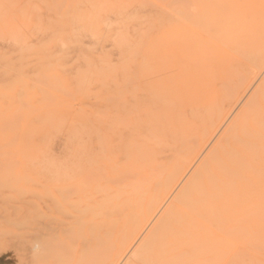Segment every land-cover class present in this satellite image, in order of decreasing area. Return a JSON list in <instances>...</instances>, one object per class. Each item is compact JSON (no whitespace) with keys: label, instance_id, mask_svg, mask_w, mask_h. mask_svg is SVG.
<instances>
[{"label":"rangeland","instance_id":"rangeland-1","mask_svg":"<svg viewBox=\"0 0 264 264\" xmlns=\"http://www.w3.org/2000/svg\"><path fill=\"white\" fill-rule=\"evenodd\" d=\"M219 1L0 0V264H264L261 117L176 199L264 81V0Z\"/></svg>","mask_w":264,"mask_h":264},{"label":"bare ground","instance_id":"bare-ground-1","mask_svg":"<svg viewBox=\"0 0 264 264\" xmlns=\"http://www.w3.org/2000/svg\"><path fill=\"white\" fill-rule=\"evenodd\" d=\"M224 7H225L224 3L220 0L219 1V9L216 10V13L212 17L213 21H216V20L222 21L223 19L227 18L229 12H228L227 7H225V8ZM262 17H264V16H262ZM256 19H257V12H253L252 13V20L256 21ZM260 44L263 47L264 46V40L260 41ZM259 47H261V46H259ZM262 51H264V50H262ZM261 60L264 63V55H263ZM253 71L256 72L254 69H253ZM243 76H244V74H243ZM243 79H244V77H243ZM242 83H244V82H242ZM235 90H237V89H235ZM258 109H262V112H263L262 116H260L258 114V111H257ZM233 113H235V112H233ZM263 116H264V81L257 88V90L253 93L251 98L248 100V102H247L246 106L244 107V109L242 110V112L234 119V121L225 130L223 135L220 137V139L218 140V142L214 146V149L208 153V155L204 158V160L201 162V164L198 166V168L195 170V172L191 175V177L186 182L184 181L185 184L184 185L181 184L183 186H182L181 190L178 192L176 199H179L181 201H187L190 198H192V196H194L195 194L204 193L205 191H211L212 190L213 192H217V191H224L225 189H229V188H234V183L236 182L235 177H236V173H237V165L235 162L237 159V150L236 149L239 145L238 142L244 133H247L249 129H253L255 127L256 121L259 117H261L262 122H264ZM193 160H194V157H192V159L188 160L186 162V164L182 166V169L179 170V172L177 173V176H176L177 179L175 178L173 181L171 180L172 182L169 184V187L167 190V195L174 190L175 186L179 183L182 176L186 173L187 168L188 169L190 168L191 162ZM156 173H157V171H156ZM170 177H169V179H170ZM171 179H172V177H171ZM168 182H170V181L168 180ZM65 200H67V199H65ZM137 208H138V206H137ZM116 214H117V212H116ZM119 215H120V213H119ZM106 226H107V224H106ZM137 234L139 235V233H137ZM157 237H158V234L156 231L151 232V234L148 235V237H146V239L144 240L145 248H147L149 244L157 241ZM126 242H128V241H126ZM124 243H123V245H124Z\"/></svg>","mask_w":264,"mask_h":264}]
</instances>
